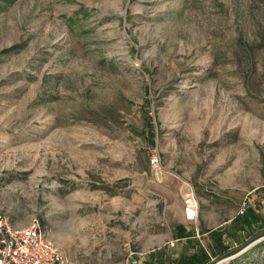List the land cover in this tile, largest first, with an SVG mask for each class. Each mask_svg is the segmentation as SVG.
Listing matches in <instances>:
<instances>
[{
  "label": "rangeland",
  "instance_id": "obj_1",
  "mask_svg": "<svg viewBox=\"0 0 264 264\" xmlns=\"http://www.w3.org/2000/svg\"><path fill=\"white\" fill-rule=\"evenodd\" d=\"M247 205L257 231L264 0H0V210L15 226L42 220L63 264H143L187 234L207 246L202 231H231ZM216 264H264V236Z\"/></svg>",
  "mask_w": 264,
  "mask_h": 264
},
{
  "label": "trees",
  "instance_id": "obj_2",
  "mask_svg": "<svg viewBox=\"0 0 264 264\" xmlns=\"http://www.w3.org/2000/svg\"><path fill=\"white\" fill-rule=\"evenodd\" d=\"M258 221L259 214L256 213V209L247 205L242 212H239L233 218L230 227H228L231 231L220 227L202 231L208 233L207 246L200 244L198 240H190L191 234H187L185 237H188L189 240L187 242L192 245L190 248H183L177 256H174L170 253L169 246L157 247V249L151 250L145 255L143 264H216L244 249L248 244L247 241H253L259 230L264 228V225H262L263 227L255 231ZM179 231H181L183 237L185 233L184 227L180 226ZM232 231H242L244 234L250 233V235L247 238L243 237L239 241L238 246H236L232 241L233 239L227 237L232 234ZM235 247H238V250H233L229 253ZM247 251L248 249L245 250V252Z\"/></svg>",
  "mask_w": 264,
  "mask_h": 264
},
{
  "label": "built area",
  "instance_id": "obj_3",
  "mask_svg": "<svg viewBox=\"0 0 264 264\" xmlns=\"http://www.w3.org/2000/svg\"><path fill=\"white\" fill-rule=\"evenodd\" d=\"M157 165V158L151 160ZM188 218H193L195 201L184 197ZM241 210L240 212H242ZM171 243L170 245H172ZM64 252L46 235L42 220L34 217L27 225L15 226L10 216L0 210V264H63Z\"/></svg>",
  "mask_w": 264,
  "mask_h": 264
},
{
  "label": "water",
  "instance_id": "obj_4",
  "mask_svg": "<svg viewBox=\"0 0 264 264\" xmlns=\"http://www.w3.org/2000/svg\"><path fill=\"white\" fill-rule=\"evenodd\" d=\"M261 236H264V228L261 229V230H259V232L254 236L253 241L259 239V237H261ZM250 242H252V241H249L248 243H250ZM233 250L237 251V250H238V247H235V248L231 249V250L229 251V253H230L231 251H233ZM221 261H222V260H221ZM219 262H220V261H219Z\"/></svg>",
  "mask_w": 264,
  "mask_h": 264
}]
</instances>
